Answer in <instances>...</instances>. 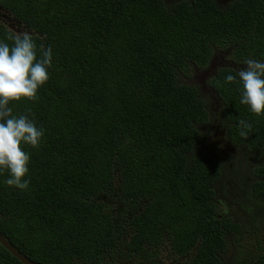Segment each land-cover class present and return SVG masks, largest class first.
<instances>
[{"label": "trees", "instance_id": "obj_1", "mask_svg": "<svg viewBox=\"0 0 264 264\" xmlns=\"http://www.w3.org/2000/svg\"><path fill=\"white\" fill-rule=\"evenodd\" d=\"M0 4L37 56L40 45L53 50L37 99L10 103L44 129L38 148L23 145L29 189L0 174V235L14 249L40 264H151L160 251L179 264H264V115L223 79L245 58L264 59V0ZM15 33L0 24V40ZM213 58L204 84L217 106L186 81ZM249 168L257 177L243 208L256 215L258 242L245 260L228 259L247 227L220 217L216 201L228 211ZM0 264L21 263L0 243Z\"/></svg>", "mask_w": 264, "mask_h": 264}, {"label": "clouds", "instance_id": "obj_2", "mask_svg": "<svg viewBox=\"0 0 264 264\" xmlns=\"http://www.w3.org/2000/svg\"><path fill=\"white\" fill-rule=\"evenodd\" d=\"M39 53L37 56V44L28 32L8 35L0 40V174L6 171L3 183L20 191L28 190L31 182L30 153L24 150L23 145L38 148L44 129L37 126L28 114H13L10 103L37 99L38 89L48 80V69L53 62L50 46L40 45ZM223 79L226 84L237 85L239 103L245 105L249 112L264 115V59L245 58L243 67L235 75L228 72ZM237 127L239 135L247 137V130L252 126L241 119ZM250 177L257 175L254 173ZM247 185L250 187L251 180ZM219 216L222 217L221 214Z\"/></svg>", "mask_w": 264, "mask_h": 264}, {"label": "rangeland", "instance_id": "obj_3", "mask_svg": "<svg viewBox=\"0 0 264 264\" xmlns=\"http://www.w3.org/2000/svg\"><path fill=\"white\" fill-rule=\"evenodd\" d=\"M169 1H172V0H169ZM0 19L6 20L3 25L6 28L11 29L12 31L16 32L15 34H18V31L15 27L14 19L9 14L8 15L6 14V17H5L4 13H0ZM218 58L219 60H221V56H219ZM219 60L216 58H213L205 69L195 70L192 77L186 80L188 83H192V84H196L200 86L203 95H207L209 98L207 100L208 103L210 105L213 104V106H217L216 105L217 96L211 88L206 89L204 83L207 79H209V77L213 75V71L215 67H217L220 64ZM215 145L218 146L220 150L219 152L220 155L229 154L228 148L226 147L224 143L216 142L212 144L210 142L209 147L215 146ZM238 173L240 174V180L237 181V184L232 186L234 189L233 190L230 189V192L228 193V197H229L228 205L230 206V209L228 211L224 209H221V210L218 209L217 211L221 215L226 214V212H228L229 216L232 215V220H234L237 223H240L242 225V230L245 231V228L247 227L242 237L240 238L236 237L237 244L236 245L231 244L229 246L228 248L229 253L227 256V258L230 259L234 256V253L237 252V254L240 255L238 256L239 260H245L246 259L245 253L253 252L255 250V244L258 242L257 237L254 236V234L251 232L252 229L255 227V225H258V222L255 218L256 215L252 211H248L243 208L244 205L248 204V202L246 201V196L243 195V193L246 188V185L251 180L250 176H252L254 173L250 174V168L245 171H240V172L238 171ZM234 175H238V174H234ZM225 187H226V183H225ZM233 192H236L237 194H234ZM217 202L220 203L219 200ZM219 206L221 208L222 207L224 208V206H221V205ZM248 228H251V229H248ZM260 231L262 233V230ZM178 261H179L178 259H172L169 256L168 251H163V252L160 251L159 254L156 255V259L152 261L151 264H179Z\"/></svg>", "mask_w": 264, "mask_h": 264}, {"label": "water", "instance_id": "obj_4", "mask_svg": "<svg viewBox=\"0 0 264 264\" xmlns=\"http://www.w3.org/2000/svg\"><path fill=\"white\" fill-rule=\"evenodd\" d=\"M0 243L13 257L18 259L23 264H40L28 260L26 257L22 256L18 251H16L10 244H8L5 239L0 235Z\"/></svg>", "mask_w": 264, "mask_h": 264}, {"label": "flooded vegetation", "instance_id": "obj_5", "mask_svg": "<svg viewBox=\"0 0 264 264\" xmlns=\"http://www.w3.org/2000/svg\"><path fill=\"white\" fill-rule=\"evenodd\" d=\"M0 13H4L5 14V17H6V14L8 15L9 14V11H7V9L5 10V8H4V6L2 5V4H0ZM6 20H1L0 19V24H4V22H5ZM222 205L224 206V210H226V205H227V203L224 201L223 203H222Z\"/></svg>", "mask_w": 264, "mask_h": 264}]
</instances>
